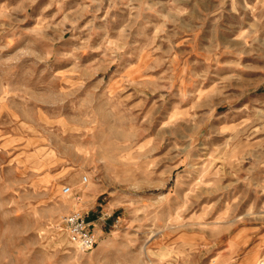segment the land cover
Listing matches in <instances>:
<instances>
[{"label":"rangeland","instance_id":"obj_1","mask_svg":"<svg viewBox=\"0 0 264 264\" xmlns=\"http://www.w3.org/2000/svg\"><path fill=\"white\" fill-rule=\"evenodd\" d=\"M0 264H264V0H0Z\"/></svg>","mask_w":264,"mask_h":264},{"label":"built area","instance_id":"obj_2","mask_svg":"<svg viewBox=\"0 0 264 264\" xmlns=\"http://www.w3.org/2000/svg\"><path fill=\"white\" fill-rule=\"evenodd\" d=\"M83 183L87 182V177H83ZM70 187L63 186L62 193L69 194ZM63 231L68 240L81 252L90 250L96 243L95 234L86 220L85 214L81 211H74L61 220Z\"/></svg>","mask_w":264,"mask_h":264},{"label":"crops","instance_id":"obj_3","mask_svg":"<svg viewBox=\"0 0 264 264\" xmlns=\"http://www.w3.org/2000/svg\"><path fill=\"white\" fill-rule=\"evenodd\" d=\"M89 222V221H88ZM91 223V222H90Z\"/></svg>","mask_w":264,"mask_h":264}]
</instances>
